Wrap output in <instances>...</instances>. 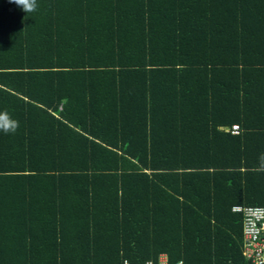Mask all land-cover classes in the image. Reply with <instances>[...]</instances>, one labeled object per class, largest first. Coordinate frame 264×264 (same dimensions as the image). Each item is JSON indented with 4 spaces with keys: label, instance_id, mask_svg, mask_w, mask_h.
<instances>
[{
    "label": "trees",
    "instance_id": "1",
    "mask_svg": "<svg viewBox=\"0 0 264 264\" xmlns=\"http://www.w3.org/2000/svg\"><path fill=\"white\" fill-rule=\"evenodd\" d=\"M37 5L0 0V264H248L264 0Z\"/></svg>",
    "mask_w": 264,
    "mask_h": 264
},
{
    "label": "built area",
    "instance_id": "2",
    "mask_svg": "<svg viewBox=\"0 0 264 264\" xmlns=\"http://www.w3.org/2000/svg\"><path fill=\"white\" fill-rule=\"evenodd\" d=\"M237 129V126H232L231 132L236 133ZM231 211L241 215L243 255L248 264H264V207L237 205Z\"/></svg>",
    "mask_w": 264,
    "mask_h": 264
},
{
    "label": "clouds",
    "instance_id": "3",
    "mask_svg": "<svg viewBox=\"0 0 264 264\" xmlns=\"http://www.w3.org/2000/svg\"><path fill=\"white\" fill-rule=\"evenodd\" d=\"M8 2L21 8L25 14L35 11L38 7L37 0H8ZM18 127V121L12 120L6 114H0V132L14 133Z\"/></svg>",
    "mask_w": 264,
    "mask_h": 264
},
{
    "label": "crops",
    "instance_id": "4",
    "mask_svg": "<svg viewBox=\"0 0 264 264\" xmlns=\"http://www.w3.org/2000/svg\"><path fill=\"white\" fill-rule=\"evenodd\" d=\"M159 264H166V256L165 255H161L159 257Z\"/></svg>",
    "mask_w": 264,
    "mask_h": 264
}]
</instances>
